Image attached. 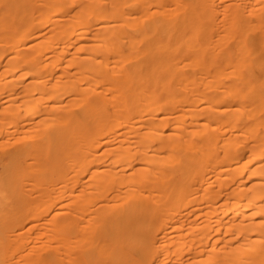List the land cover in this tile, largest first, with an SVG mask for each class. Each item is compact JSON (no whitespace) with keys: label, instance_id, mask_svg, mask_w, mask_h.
<instances>
[{"label":"bare ground","instance_id":"6f19581e","mask_svg":"<svg viewBox=\"0 0 264 264\" xmlns=\"http://www.w3.org/2000/svg\"><path fill=\"white\" fill-rule=\"evenodd\" d=\"M220 2L0 0V264H264V0Z\"/></svg>","mask_w":264,"mask_h":264},{"label":"rangeland","instance_id":"374dc122","mask_svg":"<svg viewBox=\"0 0 264 264\" xmlns=\"http://www.w3.org/2000/svg\"><path fill=\"white\" fill-rule=\"evenodd\" d=\"M68 1L69 0H67V5H68ZM208 3H209V5H210V13L215 17V20L217 21V23L219 24V25H222L223 23H222V17H223V12H224V6H225V3H221L220 2V0H208ZM214 4H215V6H214ZM218 5V6H217ZM68 7V10L66 9V13H67V15H69L70 14V12H71V10H70V7L69 6H67ZM212 7H213V9H212ZM216 8V9H215ZM154 10V9H153ZM217 10V11H216ZM223 10V11H222ZM221 11H222V13H221ZM223 19H224V17H223ZM121 26L123 27V28H125V27H127V25L125 24V23H123V24H121ZM121 26H119V28L121 27ZM163 27H167L168 25H162ZM121 27V28H122ZM118 28V27H117ZM118 28V29H119ZM219 35V31H218V34L216 35V38H217V36ZM76 44V43H75ZM75 46V45H74ZM76 46H77V44H76ZM75 46V47H76Z\"/></svg>","mask_w":264,"mask_h":264}]
</instances>
